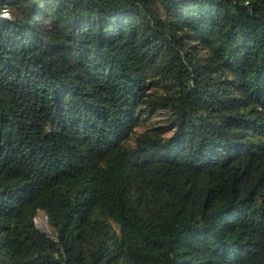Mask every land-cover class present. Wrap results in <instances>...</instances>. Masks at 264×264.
Instances as JSON below:
<instances>
[{
	"label": "trees",
	"instance_id": "trees-1",
	"mask_svg": "<svg viewBox=\"0 0 264 264\" xmlns=\"http://www.w3.org/2000/svg\"><path fill=\"white\" fill-rule=\"evenodd\" d=\"M0 264H264V0H0Z\"/></svg>",
	"mask_w": 264,
	"mask_h": 264
},
{
	"label": "rangeland",
	"instance_id": "rangeland-1",
	"mask_svg": "<svg viewBox=\"0 0 264 264\" xmlns=\"http://www.w3.org/2000/svg\"><path fill=\"white\" fill-rule=\"evenodd\" d=\"M8 13V11H6ZM37 225L43 230H49L48 219L45 212L40 211L36 217Z\"/></svg>",
	"mask_w": 264,
	"mask_h": 264
}]
</instances>
